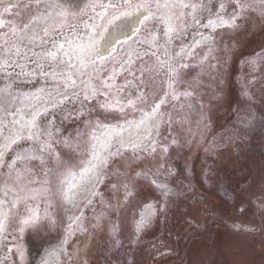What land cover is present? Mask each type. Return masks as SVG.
Instances as JSON below:
<instances>
[{"label": "rangeland", "instance_id": "374dc122", "mask_svg": "<svg viewBox=\"0 0 264 264\" xmlns=\"http://www.w3.org/2000/svg\"><path fill=\"white\" fill-rule=\"evenodd\" d=\"M79 2L31 0L14 3V7L7 10L6 27L11 28V33H17L20 46L17 48L19 53L0 49V126L13 123L15 114L26 102V97L21 94L32 85L23 75L28 73L25 65L35 63L25 52L30 44H24L27 34L34 32L31 21L54 22L57 15L53 12L59 6L67 13L62 28H67L66 33L71 30L73 33L81 29L80 25L85 28L90 18L75 21L88 8L87 2L81 5ZM202 3L211 8V18H215L216 12L223 11L220 8L217 11L221 3L228 7V16L235 14L238 18L236 28L219 29L218 32L215 29L212 34L206 32L203 38L211 36L207 41L211 45L201 54L207 55V62L201 68L193 67L183 73L192 88L190 96L197 95L199 104L206 109L210 129L201 135L202 142L194 140L188 145L191 142L189 135L197 128L196 118L190 113L186 117L187 127H178L176 131L186 145L182 148L173 145V131L166 127L162 139L165 144L156 153L152 147L149 153L137 149L114 150L107 166L99 170L101 175L94 183V191L86 195L81 204H74L70 199L59 206L58 197L54 196L57 188H66L72 177L64 178L63 184H56L47 177L50 192L36 201L41 211L46 199L53 201L49 211L54 223L42 219L25 229L23 235L28 249L15 251L20 264H41L51 252L45 253L46 248L53 246L58 248L60 264H264V71H261L264 66L253 71L248 65L249 59L264 49V0H211L210 5L208 0H203ZM203 14L210 18L207 12ZM4 31L0 32V43L8 37L9 30ZM152 31L153 25L149 26V39L154 35ZM156 40L152 39V42ZM133 49L128 46L123 52L120 49L116 54L119 56L104 62L98 79L79 92L82 98L84 93L95 90L96 84L107 86L110 95L100 96L96 92L92 97L88 94L90 100L78 122H72L76 119L73 113L72 120L61 123L66 111L80 107L79 99L69 100L65 110L57 109L46 118H40L36 141L20 139L9 144L0 161L1 179L18 185L19 190L30 195L29 189L40 187L46 178L44 166L38 160L17 161L15 168L9 169L7 164L17 153L27 156L26 150L31 149L39 155L41 142L51 139L55 150L63 155L64 145L57 141H63L69 133L75 137L77 129L81 134L86 133L84 121H93L99 138L104 123H118L139 115L143 111L140 105H132L128 110L116 106L115 102L125 96V93L121 96L118 93L127 91L126 95L138 100L140 91L137 89L142 87V80L147 82L150 96L161 93L162 89L156 82L154 59L151 56L140 59ZM11 62L22 67L7 70L6 66ZM127 62L131 70L122 74V66ZM4 70L12 74L2 75ZM103 74L105 77L101 79ZM105 103L114 107L101 108L100 105ZM168 114L169 119H181L172 108ZM53 116L55 123L48 128L47 121ZM249 118H254L252 126H249ZM48 133H51L50 137ZM85 140L90 144L98 142L82 135L81 148L75 152L73 165L88 158L83 151ZM164 148L168 149L165 153L162 152ZM64 158L67 160L66 156ZM71 170L76 173L79 168L72 167ZM153 181L169 186L167 201ZM125 184L128 191L133 192L127 201L124 200ZM152 206L157 208L159 215L154 217L152 224L137 232L136 223L141 213ZM78 216L81 217L79 225L73 223ZM69 224L72 225L71 232Z\"/></svg>", "mask_w": 264, "mask_h": 264}, {"label": "bare ground", "instance_id": "6f19581e", "mask_svg": "<svg viewBox=\"0 0 264 264\" xmlns=\"http://www.w3.org/2000/svg\"><path fill=\"white\" fill-rule=\"evenodd\" d=\"M28 1L31 0L0 1V21L3 22L0 23V32L5 30V33L9 30L8 37H5V42L3 43V41H1L0 43V49L4 48L6 50L15 51L20 46L17 33H11V28L8 26L6 27L8 23V19H6L8 17L7 10L14 7V3L20 4L21 2ZM115 1L80 0L79 4L81 5L84 2H87L88 8L84 13L82 12L83 14L80 13L79 17H82L80 19L77 18L75 21L80 22L79 20H85L88 16L90 18L88 19L85 28H83V25H80L81 29L75 30L73 33H70L72 30L66 33L67 28H62L67 21V13L63 12L59 6L56 8V11L53 12V14L57 15L55 19L52 20L54 22L49 23L50 21L39 20L34 23V21H31V26L34 29V32L27 34L24 38V44L27 42L30 44V47L26 49L25 52L29 57L28 59L34 60L35 63L33 65L30 64L31 66L29 64L25 65V69H28V73H23V75L25 76L24 78L31 81L32 85L29 86L28 91L21 94L23 97H26V102L22 104V108H20L18 113L15 114L13 123H11V125L0 126V152L4 154L6 147L11 144L13 140H16L17 137H27L30 133H35V136L38 137L41 123L39 118L37 120V126L35 128L32 127V120L35 114L47 107L50 102L58 100L61 96L67 95L71 100V93H79L84 87H87L91 82L98 79V75L103 72L104 62L109 61L114 56H119L120 54H116L120 52V49H123V52L127 46L128 48H134L133 50L138 52L137 57L140 59L147 58L148 56H151L154 59L157 64L154 74L158 86H161L162 92L150 96L146 86L142 85L140 90L144 93V98L134 100V98L132 99L129 95H126L129 92L121 90L118 95L121 96L125 93V96H123L120 101L115 102L116 106L120 109L125 108V110H128V108L132 107V105L128 104V100L131 99L135 101L134 106L137 107L140 105V107L143 108V111L139 115L121 120L118 123H104V125H109V127L102 128V132H100L96 144L97 148L99 149L101 144H104L110 145L108 148V150H110L113 148V145H119L122 143L123 145H128L130 147L136 146L137 150L143 153L148 151L152 152V147L155 148L156 153L160 148H163L161 145L165 144L162 139L163 129L166 127L173 131V137L175 141H177L173 145L179 148L185 144L181 141L182 138H179L180 136L176 131L178 130V127H187L189 123L187 122L186 117L190 113H193L196 118L197 128L195 133L189 135L191 142L188 145H191L194 140H196L197 143L202 142L201 135H203V133L209 128V126H207V117L205 115L206 109L202 104H199L198 99L200 101V98H197V95L194 97L184 95L186 92L191 93L192 88L189 86L183 73L187 69L193 67L201 68L205 65V62H207V60L202 62L203 56L201 52L211 44L209 42H203V36L206 32L212 34L213 29L203 27V25L207 23L206 16L198 9L195 16L196 19L200 20V24H196L195 20L192 18L193 12L191 8L173 10L161 8L157 11L154 5H156V3L163 5L165 0H152L153 8L151 11L155 13V18L148 21L146 25H141L140 20L144 15L149 14V9H137L136 4L138 3V0H131V7H121L118 10L106 7L109 3L123 4V0H119L118 2ZM202 1L203 0H180L181 3L186 4H197L202 3ZM219 8L220 7L217 8V11ZM227 8V6H224L223 11L220 13L225 14L223 16L226 19L233 16L227 15ZM181 11L185 13V17L184 20L177 23L182 31L178 30L171 40H169L168 37L163 35V25L160 23L159 17L164 16L167 18L168 16L173 15V13L178 15ZM237 19L236 27L238 25ZM152 25V32H154V35L158 36L155 42H152V39L148 38L149 26ZM137 28L140 29L139 32H135ZM46 31L48 35H45ZM218 31L219 29L215 30V32ZM133 32H135V34H133ZM15 37L16 39L14 40ZM51 37L57 38V44L64 43L66 40H72L75 43L83 44L84 47L73 51L69 48L68 44L65 43V48L58 54L57 60L52 61L45 55L49 50L55 51L51 46ZM129 37H131V39H129ZM197 40H201L202 43L198 47L191 49L194 54L187 55L190 46ZM45 41H49V43L45 44ZM64 51H67L69 55L64 56ZM109 53H112V55L109 56ZM261 55H264V49L259 55L254 56L253 58ZM69 57H71V60H69ZM100 57H104V59H100ZM131 60L132 59H130V61ZM61 61H63V63ZM81 61H83V64ZM69 63L74 64L75 67H69ZM182 63L187 64L188 67H181L180 65ZM35 64H37L36 67L34 66ZM128 64L129 62L122 66V74L131 70V67H127ZM248 65L251 69L255 68L257 70L264 66V62L257 60L256 65L252 66L249 63ZM6 67L7 70H17L18 67L22 66L11 62L8 63ZM170 67L176 68L179 74H174L170 77L168 72ZM10 74H12V72L4 70L2 75L7 76ZM68 76H72V79H74L76 83L75 85H71L70 82H67L68 90L65 91L66 78ZM104 77L105 75L103 74L100 78L103 79ZM95 86L97 87L95 90L100 96H103V94L110 95L107 86H97L96 84ZM56 88H59V92L55 90ZM91 93L92 91L87 92L89 95H91ZM165 93H168V95L165 96ZM173 93H175L178 98L173 99ZM163 96H165V103L161 105L157 116L153 119L145 118L143 113H150L151 108ZM171 108L174 114L181 118L180 120H174L173 118L169 119L168 111ZM54 111L58 110L50 109V112ZM142 120L143 123H141ZM256 120L259 121L258 119ZM183 132L186 134V131ZM260 136L263 135L261 134ZM36 140L37 139L34 138L30 141ZM162 152L165 153L164 150ZM1 159L2 158L0 157V161ZM76 173V178L70 179L75 187L71 189L68 195L74 204H81L84 202V197L92 192L96 177L91 173L80 177L78 174L79 171H76ZM17 187L18 185L15 186L12 183L2 180L0 177V222H2L0 223V264H20V258L18 259L15 251L20 248L27 250L28 247L25 245L23 233L21 234L18 231L19 221L27 215L28 206L38 204V201H33L31 199L25 200L26 193L22 192ZM168 188V185H166V188L164 189L157 187V190L163 195L165 201H167L169 195ZM165 191L167 192V195H165ZM37 200L40 199L38 198ZM260 208H262V206L258 208V211L261 210ZM145 212H143V214L146 215L145 218L150 216L148 220L149 224H152L154 221V217L152 216L155 214L154 206L150 207V209L147 208V211ZM49 250L56 254L55 257H51L52 260L49 261V264H60L58 259L55 261L53 260L54 258H58V248L56 249V246L46 248L45 253ZM47 258L48 257H45L44 259Z\"/></svg>", "mask_w": 264, "mask_h": 264}, {"label": "snow or ice", "instance_id": "6c2138e0", "mask_svg": "<svg viewBox=\"0 0 264 264\" xmlns=\"http://www.w3.org/2000/svg\"><path fill=\"white\" fill-rule=\"evenodd\" d=\"M39 2V0H37ZM208 4H211V0H208ZM131 0H123V4H112L109 3L106 7L112 8L115 10H118L121 7H131ZM157 11H159L161 8L167 9V10H173V9H188L191 8L193 12V19L195 20L196 24H200V20L196 19L195 13L199 9L202 12H207L209 14L210 18H207V23L203 25V27L206 28H211L213 30L215 29H222L225 27H236V15L234 14L230 18H225L223 15L220 14V12L215 13V18H211L213 13L212 10L209 6L204 5L203 3H197V4H186V3H181L180 0H165L163 5L160 3H156L155 5ZM220 9L224 8V4L221 3L219 5ZM241 7H244V5H241ZM136 8H147L149 9V14L144 15L143 18L140 20L141 25H146V23L150 20H153L155 18V13L151 11L153 8V3L152 0H138V3L136 4ZM7 10V9H6ZM185 13L183 11L179 12L178 15L173 13V15L168 16L165 18L164 16H160L159 20L160 23L163 25V35L165 37H168L169 40L177 33L178 30H181L178 27V23L181 20H184ZM0 23H3L0 21ZM186 23V21H185ZM27 27V25H25ZM15 31V29H13ZM140 29L137 28L136 32H139ZM135 34V33H134ZM45 35H48L47 31L45 32ZM131 39V37H129ZM153 40H156L157 37L156 35L152 36ZM211 40V36L209 37H204L203 42H207ZM51 46L52 48L55 49V51H47L45 53L46 57L52 61L57 60L58 54L64 50L65 48V43L68 44L69 48L72 49L73 51L77 49H82L84 47L83 44L75 43L72 40H66L64 43H58L57 44V38L56 37H51ZM49 41H45V44H48ZM202 43L201 40L195 41L193 45L190 46V50L187 52V55H192L194 54L191 49H194L198 47ZM183 51V49H182ZM211 51V50H210ZM17 52L19 53V49H17ZM64 56H68L69 53L67 51H64ZM112 55V53H109V56ZM100 59H104V57H100ZM69 60H71V57H69ZM207 60V55H205L202 58V62ZM257 60H260L261 62H264V55H261L259 57L255 58H250L248 63L252 66L257 64ZM63 63V61H61ZM83 64V61H81ZM162 63V62H161ZM183 68L188 67L187 64H181L180 65ZM69 67H75L74 64L69 63ZM256 69L253 68V71ZM261 71H264V69H261ZM169 76L172 77L174 74L178 75V70L176 68L170 67L169 70ZM43 74V73H42ZM67 82H70L71 85H75L76 81L72 79V76H68L66 78V84H65V91L68 90ZM141 84L147 86V82L141 81ZM57 92H59V88L55 89ZM138 91H141L139 88L137 89ZM92 97H95L96 95V90H92L91 93ZM168 93H165V96H167ZM184 95H191V93H184ZM138 99H143L144 98V93L141 91V95L137 97ZM172 98L176 99L178 98L175 93L172 94ZM76 99H79V104L80 107L76 108L73 107L71 111H66L65 116L63 117L61 123H65L66 121L72 120V115L75 113L76 119L75 121H72L73 123L78 122L81 117L84 116L85 114V104L89 102L90 97L87 93H84L82 98H81V93L78 92H73L71 93V100L75 101ZM70 97L67 95L61 96L58 100L54 102H50L49 105L45 108H43L41 111L37 112L35 116L33 117L32 120V127L35 128L37 126V120L41 117L46 118L47 116L51 115L52 113L50 112V109L55 110V109H60V110H65L66 104L69 102ZM165 103L164 99H160L159 103H155V105L151 108L150 113H143L144 117L147 119H153L157 116V114L160 111L161 105ZM129 105H134L135 101L129 99L128 100ZM101 108L104 109H111L114 107V105L110 103H105L100 105ZM55 123V117L53 116L52 120L47 121V127L51 128L53 124ZM86 128L88 131L84 134H81L79 130L77 129L76 131V136L73 137L71 133H69L68 137H65L63 141H57V143H62L64 145V149L66 150L63 155L60 152H57L53 146V143L51 139L45 140L41 142L40 145V154L36 155L34 153V150H26L29 154L26 156L24 153H17L15 158L11 161V163L7 164V167L9 169L15 168V165L17 161L21 162H26V161H33V160H38L42 166H44V174H45V179L41 181V186L36 187V188H31L29 189L30 195L25 196V200L31 199L33 201H36L38 198L45 196L50 192V189L48 187L50 181L47 179V177H51L52 181H54L56 184H63L64 183V178L67 177H72V179H75L77 176V173L73 172L71 169L72 167H78L79 168V176L83 177L86 174L91 173L93 176L96 177V179L99 181L100 179V169L103 167H106L108 164V158L111 155H114V153H111L108 151V148L110 145H104L101 144L100 148H97L96 144H90L88 143V140L84 141L83 145V151H85L88 154L87 159H82L79 161L78 164H72V161L75 160V152L81 148V145L79 143L80 137L82 135L86 136L90 140H98L99 138L95 134V127L93 126V121L91 120H86L84 121ZM96 123H99L98 121ZM143 123V120L141 121ZM249 126H252L254 123V118H249L248 120ZM104 127H107V125H104ZM57 132H59V129H56ZM49 137L51 136V133H48ZM38 139V137L35 136V133H30L27 137H17L16 140H13L11 143L15 144L17 143L18 140L20 139ZM177 141L173 140L172 143L175 144ZM10 147V145H9ZM165 152L168 151L167 148L163 149ZM153 151H155V148H153ZM45 153H47V159H45ZM3 153L0 152V157H2ZM67 157V160H65L64 157ZM50 165V166H49ZM27 171H31L30 169H26ZM137 175H140V173H137ZM154 184H156L155 181H153ZM75 187L71 181L68 182L66 188L60 189L57 188L54 196L58 197L57 204L59 206H62L63 203H66L69 201V195L68 193L71 191V189ZM125 188V195H124V200L127 201L129 197L133 195L132 191H128V185L125 184L123 185ZM156 187L158 188H166L165 185L161 184H156ZM113 188H115V185H113ZM165 195H167V192L165 191ZM53 206V201L50 199H46L44 203V208L43 211H41V208L39 204H35L34 206H28L27 207V215H25L23 218L20 219L19 221V228L18 231L22 234L25 229L29 225H36L40 220L42 219H47L50 223H54V220L52 218V213L49 211V209ZM81 221V217H75L73 223L79 225ZM2 223V222H0ZM147 223V220L144 219L143 213H141V219L136 223V231L139 232L143 229L145 224ZM72 225H69V232H71ZM67 240L64 241L66 243ZM55 255V252H50L47 254V259H42L41 264H49V261L51 260V257ZM20 257L23 259V252L20 251Z\"/></svg>", "mask_w": 264, "mask_h": 264}, {"label": "water", "instance_id": "95a60500", "mask_svg": "<svg viewBox=\"0 0 264 264\" xmlns=\"http://www.w3.org/2000/svg\"><path fill=\"white\" fill-rule=\"evenodd\" d=\"M136 32V31H135ZM135 32H133V34L135 33ZM132 34V35H133ZM161 99H164L165 100V96H163ZM159 101H160V99L158 100V102H156V103H159ZM128 122V121H127ZM107 127H109V126H107ZM118 143H119V141H118ZM112 148V147H111ZM125 149H128V150H135V149H137V147L136 146H128V145H123L122 143H120L119 145H113V148L112 149H110V150H108L109 152H113L114 150H125Z\"/></svg>", "mask_w": 264, "mask_h": 264}, {"label": "flooded vegetation", "instance_id": "af4514ba", "mask_svg": "<svg viewBox=\"0 0 264 264\" xmlns=\"http://www.w3.org/2000/svg\"><path fill=\"white\" fill-rule=\"evenodd\" d=\"M154 209H155V212H154L155 214H154V216H152V217H156V216L159 215V214H158V210H157V208L155 207ZM161 210H162V208H161ZM145 213H146V212H145ZM143 215H144V219L147 220V223H146L145 225H149V220H148V219L150 218V216L147 217V218H145L146 215H145V214H143ZM140 219H141V218H140ZM144 227H145V226H144ZM144 227H143V228H144Z\"/></svg>", "mask_w": 264, "mask_h": 264}]
</instances>
